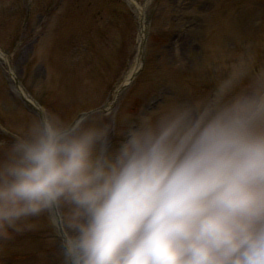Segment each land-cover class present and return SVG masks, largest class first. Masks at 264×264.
<instances>
[{"label": "clouds", "instance_id": "1", "mask_svg": "<svg viewBox=\"0 0 264 264\" xmlns=\"http://www.w3.org/2000/svg\"><path fill=\"white\" fill-rule=\"evenodd\" d=\"M10 135L0 243L58 215L63 264H264V72L233 64L205 96L125 118L115 141L111 124L45 109Z\"/></svg>", "mask_w": 264, "mask_h": 264}, {"label": "rangeland", "instance_id": "2", "mask_svg": "<svg viewBox=\"0 0 264 264\" xmlns=\"http://www.w3.org/2000/svg\"><path fill=\"white\" fill-rule=\"evenodd\" d=\"M63 1L66 0H54V9H50L47 0L35 3L28 0L26 5L22 0H0V49L4 54L0 53V140H10L11 131L23 125L39 109L57 112L72 122L80 111L110 102L116 82L135 64L137 33L128 21L132 18L137 27L140 13L136 7L122 0L109 10L105 5L109 6L116 0H101L105 7L101 5L99 12H90L93 29L97 26L94 22L97 19L105 20L110 28L103 33L104 51L95 58L90 72V67L81 62V49L79 59L77 49L72 53L74 59L68 57V31L63 27L52 39L49 36L45 40L43 31L52 22L53 13L60 16L59 26L71 21L78 13L74 8L75 0H69L66 4L73 6L62 10L66 5L61 4ZM136 1L142 7L148 2L145 15L150 32L156 33L149 48L152 71L143 74L122 92L109 111L94 114L86 120L111 124L114 141L119 139L118 133L125 118L144 110L145 101L201 98L210 93L216 81L233 64L243 63L250 77L264 72V37L252 35L254 42L247 37L252 33L250 26L254 17L251 20L252 14L246 7L241 11L244 3L242 6L234 5L238 0L224 3L228 9L227 17V12L218 8L220 0ZM19 5L24 7L22 17L18 16L22 12L13 10ZM33 12L36 15L34 21L26 18ZM245 15L247 20L243 19ZM185 27L186 31L179 33ZM118 35L120 39L117 46L114 43L115 49L112 51V46L105 48V44ZM130 35L134 38L131 39ZM176 36L179 40L176 38L177 44L171 47L170 41ZM36 57L41 61L38 58L33 63ZM8 65L15 69L37 105L12 93L16 86ZM169 70L200 80L201 90L195 99L193 92L182 83L170 86ZM159 72L167 74V77L158 76ZM204 86L208 90L203 89ZM34 223L35 227L14 233L10 239L0 243V264H63L61 247L50 230L47 216L36 218Z\"/></svg>", "mask_w": 264, "mask_h": 264}]
</instances>
